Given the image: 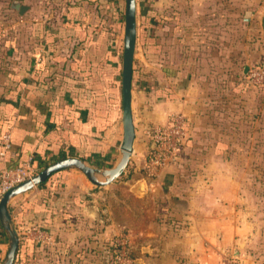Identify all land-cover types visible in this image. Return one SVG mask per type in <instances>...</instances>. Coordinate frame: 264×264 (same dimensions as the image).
<instances>
[{
    "label": "crops",
    "instance_id": "crops-1",
    "mask_svg": "<svg viewBox=\"0 0 264 264\" xmlns=\"http://www.w3.org/2000/svg\"><path fill=\"white\" fill-rule=\"evenodd\" d=\"M4 6L0 138L9 131L10 147L0 169L29 157L36 171L70 156L115 165L124 0ZM136 31L125 170L97 186L62 169L13 197V264H105L120 231L133 264H263L251 250L258 229L243 186L264 132V91L247 77L264 64V0H136ZM177 113L189 121L188 138L148 174L146 128ZM6 249L0 226V261Z\"/></svg>",
    "mask_w": 264,
    "mask_h": 264
},
{
    "label": "water",
    "instance_id": "water-1",
    "mask_svg": "<svg viewBox=\"0 0 264 264\" xmlns=\"http://www.w3.org/2000/svg\"><path fill=\"white\" fill-rule=\"evenodd\" d=\"M12 7L23 13L25 6L13 1ZM123 38L121 53V95H122V141L119 159L110 168L94 167L78 157H64L58 159L31 177L14 185L0 196V226L7 236V249L0 264H13L19 246V235L12 220L9 203L16 195L28 191L32 187L44 182L52 173L73 168L82 172L94 185H108L117 179L125 170L133 149L135 130L131 113V79L132 62L136 44V0H124ZM153 146V144L151 145Z\"/></svg>",
    "mask_w": 264,
    "mask_h": 264
},
{
    "label": "built area",
    "instance_id": "built-area-1",
    "mask_svg": "<svg viewBox=\"0 0 264 264\" xmlns=\"http://www.w3.org/2000/svg\"><path fill=\"white\" fill-rule=\"evenodd\" d=\"M5 26L0 21V35L5 34ZM249 80L261 86L264 91V64L258 63L254 68L247 72ZM189 121L182 114H172L166 121L160 124H154L146 128V136L153 146L145 155L144 169L148 174L154 173L159 167L167 161L174 159L178 148L182 146L189 135ZM10 147V132L6 131L0 138V156H4ZM36 170L32 165V158L29 157L19 165L0 169V196L18 183L31 177ZM37 237L44 235V231L37 229ZM108 245L115 247L110 250L107 246L108 257L105 264H133L129 255V243L127 233L120 231L114 235ZM219 264H227L221 259Z\"/></svg>",
    "mask_w": 264,
    "mask_h": 264
},
{
    "label": "rangeland",
    "instance_id": "rangeland-1",
    "mask_svg": "<svg viewBox=\"0 0 264 264\" xmlns=\"http://www.w3.org/2000/svg\"><path fill=\"white\" fill-rule=\"evenodd\" d=\"M123 20L124 14L122 23ZM262 134L256 139L260 148L259 153L252 155V169H249L244 175L243 191L247 194V201L244 203L245 210L252 214L253 218H251L258 229L251 250L254 256L264 264V135L262 136Z\"/></svg>",
    "mask_w": 264,
    "mask_h": 264
},
{
    "label": "trees",
    "instance_id": "trees-1",
    "mask_svg": "<svg viewBox=\"0 0 264 264\" xmlns=\"http://www.w3.org/2000/svg\"><path fill=\"white\" fill-rule=\"evenodd\" d=\"M5 8H7V6H4V7H0V21H4V19L5 20H7V17H6V14H7V10L5 9ZM263 132H261V134H262ZM255 143H258V141H256ZM259 144V143H258ZM108 245V244H107ZM108 248L110 249V250H114L115 249V247H112V246H110V245H108ZM105 262H107V259H106V261Z\"/></svg>",
    "mask_w": 264,
    "mask_h": 264
}]
</instances>
